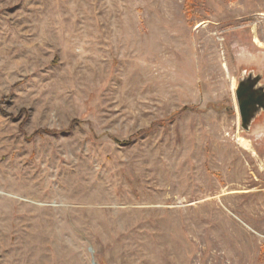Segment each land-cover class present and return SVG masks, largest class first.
Segmentation results:
<instances>
[{
	"label": "rangeland",
	"instance_id": "374dc122",
	"mask_svg": "<svg viewBox=\"0 0 264 264\" xmlns=\"http://www.w3.org/2000/svg\"><path fill=\"white\" fill-rule=\"evenodd\" d=\"M247 70L264 0H0V264H264Z\"/></svg>",
	"mask_w": 264,
	"mask_h": 264
},
{
	"label": "water",
	"instance_id": "95a60500",
	"mask_svg": "<svg viewBox=\"0 0 264 264\" xmlns=\"http://www.w3.org/2000/svg\"><path fill=\"white\" fill-rule=\"evenodd\" d=\"M261 73L242 71L235 89L240 126L248 131L264 114V82Z\"/></svg>",
	"mask_w": 264,
	"mask_h": 264
},
{
	"label": "trees",
	"instance_id": "16d2710c",
	"mask_svg": "<svg viewBox=\"0 0 264 264\" xmlns=\"http://www.w3.org/2000/svg\"><path fill=\"white\" fill-rule=\"evenodd\" d=\"M24 80H19V81H16L13 83L12 87L16 86V85H19L20 83H22ZM188 109H192L191 107L189 106H183L179 111L180 112H183L185 110H188ZM0 110L4 113V114H7L9 115L10 117H14V119H17L19 117V115H13V114H8L7 112H5L3 110V108L1 107V103H0ZM178 114V113H177ZM175 117V114L173 116H169L168 118H165V119H161L158 121V123H165L167 119L169 120H172L173 118ZM77 120H72L71 122V126L74 122H76ZM22 123V122H21ZM70 129V127H69ZM150 128H147L145 130H139L136 135H140L142 132H147ZM59 131L58 130H54V129H48V128H42V129H37L35 131H33L32 133V136L35 135V134H38V133H46V134H53V133H58ZM132 139V137H130L128 140H125L123 141V143H127V142H130V140ZM117 141V140H116Z\"/></svg>",
	"mask_w": 264,
	"mask_h": 264
}]
</instances>
